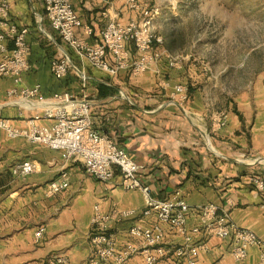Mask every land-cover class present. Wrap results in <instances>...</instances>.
I'll return each mask as SVG.
<instances>
[{
  "label": "crops",
  "instance_id": "1",
  "mask_svg": "<svg viewBox=\"0 0 264 264\" xmlns=\"http://www.w3.org/2000/svg\"><path fill=\"white\" fill-rule=\"evenodd\" d=\"M10 21L30 31V72L24 76L21 89L41 87L34 111L13 107L9 93L12 79L0 81V119L23 130L35 115L42 116L54 95L71 94L78 101L91 104L90 117L95 131L111 139L140 167V181L149 187L159 201L182 200L190 207L213 204L226 211L241 229L254 232L264 243V193L253 188L250 180L264 181V43L259 52L261 68L251 69L253 52L245 54L239 66L229 72L245 71L234 91H224L221 74L214 61H190L180 54L178 67L169 69L165 61L142 76L129 70L110 75L84 66L88 78L84 86L73 73L56 81L50 63L57 57H68L81 63L54 33L45 16L44 0H7ZM84 26L94 30L78 37L89 46L101 40L107 20L103 14L124 26L139 22L140 17L127 0H72ZM170 49V48H169ZM165 47L160 51L174 54ZM130 62L137 60L134 47L128 48ZM186 56V57H184ZM185 91L178 94L177 89ZM16 106V105H15ZM221 116L226 125L218 128ZM39 126L50 127L53 121L42 119ZM38 165V172L22 179L13 169L23 162ZM62 172L69 176L70 187L56 195L47 194L48 185ZM98 209L106 221L108 235L119 249L138 243L129 237L132 228L145 229L155 223L145 219L144 195L125 191L116 171L111 185H104L87 175L78 164H65L58 152L33 145L24 139L9 140L0 129V264H47L53 257H65L68 264H88L91 255L92 220ZM134 216L124 217V213ZM196 224L194 217L188 225ZM46 232L40 243L35 233ZM164 244L177 248L183 237L167 227ZM195 243L201 239L193 237ZM229 241L210 239L208 251L197 257V264H236ZM264 250L250 248L242 264H262ZM127 264H145L142 256ZM159 264H184L173 255Z\"/></svg>",
  "mask_w": 264,
  "mask_h": 264
},
{
  "label": "built area",
  "instance_id": "2",
  "mask_svg": "<svg viewBox=\"0 0 264 264\" xmlns=\"http://www.w3.org/2000/svg\"><path fill=\"white\" fill-rule=\"evenodd\" d=\"M107 4L112 0H105ZM148 0H127L129 8L139 15V22H131L124 26L108 13L103 14L107 20L101 32V41L89 46L78 37L82 31L87 37L93 36L91 27L84 26L74 10L72 0H44L45 16L51 30L57 34L61 42L68 47L82 69L68 57L54 58L50 63V71L56 81L66 79L75 74L85 86L87 76L84 66L88 63L93 69L116 75L120 70H129L134 77L144 75L151 66L165 61L169 69L178 67L180 61L172 54L154 49L160 43L154 36L153 19L155 7ZM9 4L0 0V79H12L14 88L10 98H16L15 105L24 111H34V104L41 93V87L21 89L23 78L31 66L29 63L30 47L27 28L18 27L10 21ZM134 47L137 60L130 62L129 47ZM178 94L185 91L177 89ZM26 104L31 108H26ZM91 104L87 100L78 101L71 94L54 95L45 108L42 116L35 115L27 121L23 130L14 128L10 121L0 119L2 129L9 140L24 139L33 145H40L58 152L65 164H78L85 173L104 185H111L116 171L121 178V187L125 191H139L145 198V209L142 217L154 219L155 223L148 228H132L129 237L138 243H128L122 250L108 235L106 221L97 212L90 236L91 255L88 264H127L133 258L142 256L145 264H159L161 259L173 255L184 264H197V257L208 251V241L219 239L232 244L231 255L236 264H242L248 257L250 248L264 250L263 241L249 230L239 228L230 215L220 207L208 204L203 207H190L182 200L159 201L151 196L149 187L140 181L142 167L137 165L127 153L111 139L101 135L92 127L90 117ZM42 119L53 121L50 127L39 126ZM226 117L221 116L218 128L226 125ZM38 172V165L26 161L13 169V175L25 179ZM251 185L264 193V181L253 177ZM70 187L69 176L62 172L61 177L48 185L47 194L56 196ZM124 217L134 216V212L124 213ZM194 217L196 224L189 227V218ZM167 227L171 233L182 236L184 243L177 248H168L164 244ZM46 230L41 227L35 233V241L43 240ZM201 240L195 243L193 237ZM47 264H68L65 257H53ZM262 264H264V259Z\"/></svg>",
  "mask_w": 264,
  "mask_h": 264
},
{
  "label": "rangeland",
  "instance_id": "3",
  "mask_svg": "<svg viewBox=\"0 0 264 264\" xmlns=\"http://www.w3.org/2000/svg\"><path fill=\"white\" fill-rule=\"evenodd\" d=\"M155 7L154 49L170 48L172 55L189 56L214 65L221 74L225 93L236 90L250 73L229 72L253 52L251 69L261 68L260 48L264 43V0H148ZM169 49V50H170ZM186 57V56H184ZM208 60V61H207ZM0 81H2L0 79ZM15 106V100L10 101Z\"/></svg>",
  "mask_w": 264,
  "mask_h": 264
},
{
  "label": "bare ground",
  "instance_id": "4",
  "mask_svg": "<svg viewBox=\"0 0 264 264\" xmlns=\"http://www.w3.org/2000/svg\"><path fill=\"white\" fill-rule=\"evenodd\" d=\"M26 108L30 109L31 108V105L29 106L28 104L25 105Z\"/></svg>",
  "mask_w": 264,
  "mask_h": 264
},
{
  "label": "trees",
  "instance_id": "5",
  "mask_svg": "<svg viewBox=\"0 0 264 264\" xmlns=\"http://www.w3.org/2000/svg\"><path fill=\"white\" fill-rule=\"evenodd\" d=\"M75 10V9H74ZM92 29V28H91ZM92 31H93V36H94V30L92 29ZM101 41V40H100ZM254 188V187H253ZM255 189V188H254Z\"/></svg>",
  "mask_w": 264,
  "mask_h": 264
}]
</instances>
